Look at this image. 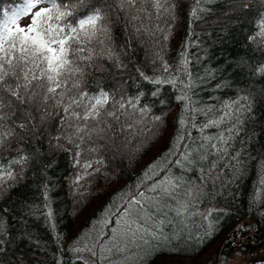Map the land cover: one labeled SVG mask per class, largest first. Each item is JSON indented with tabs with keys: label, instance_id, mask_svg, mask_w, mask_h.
<instances>
[{
	"label": "trees",
	"instance_id": "16d2710c",
	"mask_svg": "<svg viewBox=\"0 0 264 264\" xmlns=\"http://www.w3.org/2000/svg\"><path fill=\"white\" fill-rule=\"evenodd\" d=\"M0 2L11 8L23 0ZM118 2L89 0L109 8V46L123 67H117L107 55H99L86 66L81 87L92 95L102 89L117 100L121 96L135 98L139 89L145 93L140 103L149 105L151 112L141 116L128 108L119 122L109 121V134L93 136L77 149L65 140L56 146L52 138L59 135L60 123L55 111L49 109L42 120L40 112L29 108L32 119L28 127L16 129L15 137L0 147V165L16 173L14 180L0 187V238L4 240L0 264H91L97 257L76 249L98 251L101 241L109 247L111 237L121 230V210L129 198L146 191L168 165L169 174L183 175L194 192L199 189L190 212L183 217L170 212L171 223L165 222L158 240L148 244L136 240L108 259L101 257L99 264H224L234 254L253 263L254 252L264 244V76L253 74V68L264 63V46L248 37L258 30L256 21L258 13L264 12V4L247 0L250 8L243 9L244 0H214L205 5L210 12L190 23L192 0H172L176 5L173 18L145 21L144 27H152L153 35L143 28L137 31L140 22L133 21L128 11L119 10ZM156 24L164 32L156 30ZM181 51L192 61L189 69L194 77H204L205 69H216L214 78L196 82L192 98L198 106L219 105L244 93H251L255 100L254 115L234 136L228 154L220 158L215 149L206 147L208 160L187 172L171 164L175 156L165 159L176 143L177 117L183 109L174 98L179 93L164 85L159 97L153 98L149 90L154 86L137 72L161 75L159 54L175 73ZM218 82L230 86L218 89ZM13 110L15 124L25 122L24 109ZM153 116H162L163 123L153 121ZM198 119L203 121L204 117ZM129 123L134 125L131 129ZM113 127L121 132L117 139L110 135ZM222 130L210 128L200 133L187 128L185 135L216 136ZM211 143L219 145L218 141ZM77 151L81 152L79 157L75 156ZM18 154L29 159L13 164ZM209 161L216 166L211 167ZM85 162H91L86 170L82 167ZM49 208L51 219L47 217Z\"/></svg>",
	"mask_w": 264,
	"mask_h": 264
},
{
	"label": "snow or ice",
	"instance_id": "6c2138e0",
	"mask_svg": "<svg viewBox=\"0 0 264 264\" xmlns=\"http://www.w3.org/2000/svg\"><path fill=\"white\" fill-rule=\"evenodd\" d=\"M213 2L192 0L188 12L190 23L210 12L211 9L205 5ZM261 3L264 4V0ZM116 6L121 11H128L133 21L140 22L137 31L143 28L153 35L152 27H144L145 21L173 18L176 8L172 0H119ZM241 7L249 9L250 4L244 0ZM108 10L97 3L90 4L89 0H23L20 6L11 8L3 7L0 2V147L15 137L16 129L28 127V121L32 119L29 108L40 112L42 120L49 115V109L55 111L60 123L59 135L52 138L57 142L56 146H59V141L65 140L77 149L81 144L91 141L93 136L99 137L111 130L109 121L119 122L128 108L133 110V114L138 112L141 116L151 112L149 105L140 103L145 93L139 89L135 98L121 96L117 100L102 89L92 95L81 87L86 66L99 55H107L116 62L117 67H123L119 56L109 46L111 34ZM258 16V30L248 39L258 40L259 45L264 46V12L258 13ZM24 18L28 19V23L22 25L20 21ZM154 27L164 32L159 24ZM164 39H168L167 33ZM184 47H187V43ZM157 57L161 62V75L148 76L137 69L139 76L154 86V90H149L153 98L159 97L162 86L169 85L174 92L179 93L174 96L175 100L183 105L177 117V134L173 137L176 143L168 149L165 159L175 156L171 164L187 172L208 160L210 153L205 150L206 147L215 149L220 158L226 156L234 136L254 115L255 100L251 93L221 101L219 105L198 106V102L192 98L196 82L198 79L214 78L216 69H205L204 77H194L189 69L192 61L186 52L181 51L173 73L172 66L159 54ZM253 74L264 76V63L254 67ZM229 86L227 82L215 85L218 89ZM159 103L163 104L164 101L159 100ZM14 108L24 109L25 122L15 124L12 120L16 115ZM201 116L204 117L203 121L198 119ZM152 120L163 123L162 116H153ZM133 126L132 123L127 125L129 129ZM221 127L223 130L216 136L192 137L190 132L185 135L187 128L198 129L203 133L205 129ZM212 141H218L219 145ZM18 155L19 159L13 160V164H23L29 159L25 155ZM80 155V151L75 153L76 157ZM75 162L81 164L79 159ZM209 163L213 168L216 166L211 161ZM82 167L85 170L90 168L91 162H85ZM152 167L149 165V168ZM170 167L168 165L162 169L163 175L146 186V191L129 198L121 210V230L111 237L109 247H104L101 241L98 242V251L92 248L76 251L90 252L92 257H97L91 264H99L101 257L108 259L110 254L124 251L129 243L136 240L145 244L150 240H158L163 236L162 226L165 222L171 223L168 219L170 212H174L176 217L188 214L192 199L200 194L199 189L194 192L191 182L185 180L183 175L169 174ZM200 170L203 172L204 168ZM15 178L16 173L11 167L3 169L0 165V187ZM82 178L77 177V180ZM44 195L47 197V191ZM52 216L53 212L49 208L47 217L51 219ZM0 244H4L2 238ZM85 264L89 262L85 261Z\"/></svg>",
	"mask_w": 264,
	"mask_h": 264
},
{
	"label": "rangeland",
	"instance_id": "374dc122",
	"mask_svg": "<svg viewBox=\"0 0 264 264\" xmlns=\"http://www.w3.org/2000/svg\"><path fill=\"white\" fill-rule=\"evenodd\" d=\"M20 23L22 25L23 24H27L28 23V19L27 18H24V19H22L20 21ZM112 131L113 132H110V135H112L111 133H113L114 135H112V136H114V138L117 139L119 133H121V132H119V130H116L115 131L114 130V127H113ZM107 133L109 134V131ZM110 161H112V160H110ZM254 255L255 256L253 257L254 258L253 263H247L246 262V257H243L241 255L234 254L224 264H255L256 262L259 263V264H264V244H262L261 247L258 250H256V252H254Z\"/></svg>",
	"mask_w": 264,
	"mask_h": 264
}]
</instances>
